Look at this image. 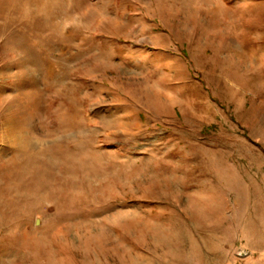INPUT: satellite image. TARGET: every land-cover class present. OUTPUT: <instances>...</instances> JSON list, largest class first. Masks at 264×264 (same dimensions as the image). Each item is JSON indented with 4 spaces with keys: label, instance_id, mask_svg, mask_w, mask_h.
I'll return each mask as SVG.
<instances>
[{
    "label": "rangeland",
    "instance_id": "374dc122",
    "mask_svg": "<svg viewBox=\"0 0 264 264\" xmlns=\"http://www.w3.org/2000/svg\"><path fill=\"white\" fill-rule=\"evenodd\" d=\"M0 264H264V0H0Z\"/></svg>",
    "mask_w": 264,
    "mask_h": 264
},
{
    "label": "water",
    "instance_id": "95a60500",
    "mask_svg": "<svg viewBox=\"0 0 264 264\" xmlns=\"http://www.w3.org/2000/svg\"><path fill=\"white\" fill-rule=\"evenodd\" d=\"M245 254H247L246 251H240V252H239V255H241V256H242V255H245Z\"/></svg>",
    "mask_w": 264,
    "mask_h": 264
}]
</instances>
